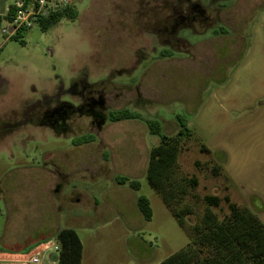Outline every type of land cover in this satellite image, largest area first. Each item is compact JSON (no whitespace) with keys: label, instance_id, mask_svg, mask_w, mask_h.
I'll return each mask as SVG.
<instances>
[{"label":"rangeland","instance_id":"obj_1","mask_svg":"<svg viewBox=\"0 0 264 264\" xmlns=\"http://www.w3.org/2000/svg\"><path fill=\"white\" fill-rule=\"evenodd\" d=\"M15 1L0 0V13ZM71 2L77 17L47 31L36 24L6 40L0 19V110L22 111L60 89L64 102L74 101L71 85L83 81L104 93L106 114L136 112L159 121L166 135L185 118L191 136L170 170V208L188 212L185 229L147 179L159 137L139 120L95 130L82 119L81 129L96 136L89 144L76 146L80 139L64 133L46 144L0 146V252L22 246L20 254L31 256L71 228L80 264H159L190 244L207 208L218 222L229 216L225 196L264 226V0ZM163 49L171 55L160 57ZM57 149L64 150L60 193L40 165L42 151ZM139 196L149 201L150 221L136 206ZM208 197H218V206H208ZM58 251L40 253L39 264H57Z\"/></svg>","mask_w":264,"mask_h":264},{"label":"trees","instance_id":"obj_2","mask_svg":"<svg viewBox=\"0 0 264 264\" xmlns=\"http://www.w3.org/2000/svg\"><path fill=\"white\" fill-rule=\"evenodd\" d=\"M77 11L73 6L68 9L41 18L38 25L43 31L55 26L62 18L75 19ZM223 33L222 28L220 29ZM19 35L13 38H17ZM171 52L163 49L160 57H168ZM122 120H139L144 122L150 134L159 137V143L151 148L147 163V179L151 187L161 196L166 206L170 208L173 194L170 170L174 166L179 145L191 136V130L183 117H177L179 125L175 135L162 132L161 124L154 119H144L138 113L122 109L112 111L110 122ZM80 139V140H79ZM76 145L91 143L92 135L79 138ZM118 184H126L134 190L140 189L138 181L124 177L116 178ZM195 184V182H192ZM229 209V216L218 222L215 214L207 208L199 224L193 226L190 234V244L169 256L159 264H264V226L250 211L239 209L230 202L228 196L223 198ZM208 206L217 207L218 197L206 198ZM136 206L145 221H150L152 210L148 199L139 196ZM178 224L185 229L184 219L188 212L170 208ZM55 242L59 247L57 256L52 258L57 264H80L82 245L71 228H63L55 233ZM23 253H26L23 252Z\"/></svg>","mask_w":264,"mask_h":264},{"label":"flooded vegetation","instance_id":"obj_3","mask_svg":"<svg viewBox=\"0 0 264 264\" xmlns=\"http://www.w3.org/2000/svg\"><path fill=\"white\" fill-rule=\"evenodd\" d=\"M195 17H191V20H195ZM84 83H72L70 92L74 101L64 102V90L60 89L50 96L41 95L39 100L27 104L22 111L0 110V146L10 147L16 143L46 144L51 138L64 140V133H70L72 139L84 135L96 138L94 132H84L78 120L87 121L89 129L100 130L101 126L110 120L112 111L106 114L109 106L104 93L89 90ZM78 86L82 88L80 93ZM40 156L43 176L48 175V180L56 183L53 192L60 193L64 187V150H45Z\"/></svg>","mask_w":264,"mask_h":264},{"label":"built area","instance_id":"obj_4","mask_svg":"<svg viewBox=\"0 0 264 264\" xmlns=\"http://www.w3.org/2000/svg\"><path fill=\"white\" fill-rule=\"evenodd\" d=\"M71 0H19L7 6L1 16V20L5 26L1 29V33L7 39H12L21 33L30 30L34 25L38 24L41 18L64 11L71 6ZM53 247L58 251L57 244L42 243L39 244L33 255L16 254L14 263L16 264H39L38 256L40 253L50 250Z\"/></svg>","mask_w":264,"mask_h":264},{"label":"crops","instance_id":"obj_5","mask_svg":"<svg viewBox=\"0 0 264 264\" xmlns=\"http://www.w3.org/2000/svg\"><path fill=\"white\" fill-rule=\"evenodd\" d=\"M7 6L4 7L3 9V12L0 13V19H1V16L2 14L4 13V10ZM2 84V79L0 77V85ZM25 248L26 247H22L20 249H8V250H3L0 252V257H7V258H13L15 256V254H20V253H23L25 252ZM1 261V260H0ZM12 264V263H11ZM14 264V263H13Z\"/></svg>","mask_w":264,"mask_h":264}]
</instances>
